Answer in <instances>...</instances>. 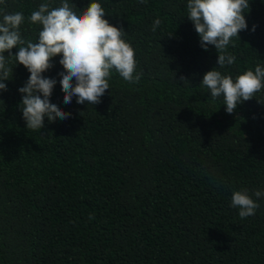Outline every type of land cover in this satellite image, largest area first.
Returning <instances> with one entry per match:
<instances>
[{"label": "trees", "instance_id": "1", "mask_svg": "<svg viewBox=\"0 0 264 264\" xmlns=\"http://www.w3.org/2000/svg\"><path fill=\"white\" fill-rule=\"evenodd\" d=\"M44 2L62 0H0V19L23 12L21 38L36 42L40 26L27 18ZM90 2L125 31L140 80L112 70L100 103L64 104L56 56L42 75L57 81L50 101L71 115L28 130L18 89L30 73L9 65L0 264H264V197L254 195L264 192V89L228 114L223 96L200 86L218 55L200 46L188 0H69L77 11ZM248 2L247 29L227 49L236 60L217 68L233 79L264 67V0ZM241 189L259 204L244 219L231 207Z\"/></svg>", "mask_w": 264, "mask_h": 264}, {"label": "clouds", "instance_id": "2", "mask_svg": "<svg viewBox=\"0 0 264 264\" xmlns=\"http://www.w3.org/2000/svg\"><path fill=\"white\" fill-rule=\"evenodd\" d=\"M186 9V18L193 23L200 46L204 51H208L209 45L216 49L217 68L234 64L236 57L228 54L227 49L232 39L247 29L244 14L249 9L248 0H188ZM104 17L105 11L98 2H90L82 11H77L69 0H62L56 7L41 3L27 18L29 24L40 26L38 39L33 42L21 38L20 26L25 23L23 12L3 14L0 19V92L7 91L5 81L13 74L11 63L22 65L30 73L24 86L18 89L22 95L19 107L28 130H41L45 117L54 122L71 115L50 101L57 81L42 75L53 67L51 61L56 56L61 57L59 64L64 70L59 73L64 104H70L73 97L77 98V104L100 103V98L109 90L112 70L130 83L140 80L139 75L134 76V49L122 38L125 31L112 26ZM160 23L159 18L154 20L152 31H156ZM13 48L18 49L15 55ZM217 68L203 75L200 86L207 88L212 98L223 96L228 114L264 89V67L260 65L235 79L222 75ZM254 195L261 198L264 192L257 190ZM231 207L239 209L238 215L244 219L255 215L259 204L249 196L247 189H241L233 192Z\"/></svg>", "mask_w": 264, "mask_h": 264}]
</instances>
